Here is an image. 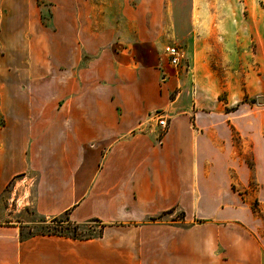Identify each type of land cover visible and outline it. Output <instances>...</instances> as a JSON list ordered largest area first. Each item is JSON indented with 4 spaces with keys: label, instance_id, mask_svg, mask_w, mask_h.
<instances>
[{
    "label": "crops",
    "instance_id": "1",
    "mask_svg": "<svg viewBox=\"0 0 264 264\" xmlns=\"http://www.w3.org/2000/svg\"><path fill=\"white\" fill-rule=\"evenodd\" d=\"M35 1L8 0L0 21V194L18 176L34 180L41 214L69 211L74 223L104 227L88 238L22 237L0 223V264H264V246L236 221L241 199L198 157L197 132L217 114L200 108L180 76L162 80L158 59H142L153 46L140 25L131 41L107 32L112 48L102 50L103 38L66 25L79 16L59 17L40 47L51 60L25 65L16 11ZM164 54L159 61L169 62ZM158 110L168 127L157 124Z\"/></svg>",
    "mask_w": 264,
    "mask_h": 264
},
{
    "label": "rangeland",
    "instance_id": "2",
    "mask_svg": "<svg viewBox=\"0 0 264 264\" xmlns=\"http://www.w3.org/2000/svg\"><path fill=\"white\" fill-rule=\"evenodd\" d=\"M69 1L65 7L53 5V0H36L33 6L17 8L18 32L24 34L28 48L18 55V63L41 64L49 56L51 60L52 54L40 47L47 41L43 35L57 30L59 17L79 16L77 23L66 25H76L79 32L87 34L92 31L99 43L103 38L102 50L112 48L110 39L105 40L107 32L114 30L118 40L124 35L131 41L139 24L154 49L146 45L142 59L147 64L158 59L162 80L171 72L180 76L200 108L217 114L216 122L207 119V127L197 132L202 138L198 157L211 162L206 174L219 180L220 189L224 184L227 194L235 192L241 199V220L236 221L249 226L264 246V0ZM7 2L0 0L1 22L9 14ZM36 43L44 55L35 50ZM167 45L179 47V64L159 61L158 55L164 54ZM1 53L7 56L5 50ZM155 114L167 119L163 110ZM34 184V180L18 176L7 185L0 194L2 225L12 222L20 227L22 237L64 233L88 238L100 234L102 223L94 219L79 223L75 230L73 223L54 219L65 220L63 214H41L31 203Z\"/></svg>",
    "mask_w": 264,
    "mask_h": 264
},
{
    "label": "built area",
    "instance_id": "3",
    "mask_svg": "<svg viewBox=\"0 0 264 264\" xmlns=\"http://www.w3.org/2000/svg\"><path fill=\"white\" fill-rule=\"evenodd\" d=\"M165 55L168 57L169 62L174 66L180 63L181 51L179 47L175 45H167L164 51ZM157 124L159 126L165 127L167 125V120L163 116L157 115Z\"/></svg>",
    "mask_w": 264,
    "mask_h": 264
},
{
    "label": "trees",
    "instance_id": "4",
    "mask_svg": "<svg viewBox=\"0 0 264 264\" xmlns=\"http://www.w3.org/2000/svg\"><path fill=\"white\" fill-rule=\"evenodd\" d=\"M63 216L65 217V220H61L59 217H55L54 219H55L56 221L60 222V223H62L63 221H67V222L70 223V224L73 223V224L75 225V226H74L75 230L78 228L79 224H78V223H74V222L70 219L69 211L64 212V213H63ZM94 220L100 222V220H98V219H94ZM103 227H104V225L102 224V229H101V232H100L99 235H101V233L103 232ZM49 234H55V235H62V236H69V237H73V238H78V237H76V236H71V235H67V234H64V233H49Z\"/></svg>",
    "mask_w": 264,
    "mask_h": 264
},
{
    "label": "water",
    "instance_id": "5",
    "mask_svg": "<svg viewBox=\"0 0 264 264\" xmlns=\"http://www.w3.org/2000/svg\"><path fill=\"white\" fill-rule=\"evenodd\" d=\"M261 101V100H260Z\"/></svg>",
    "mask_w": 264,
    "mask_h": 264
}]
</instances>
